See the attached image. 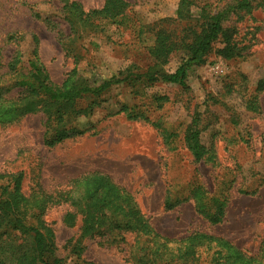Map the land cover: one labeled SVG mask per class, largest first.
Instances as JSON below:
<instances>
[{
	"label": "rangeland",
	"instance_id": "1",
	"mask_svg": "<svg viewBox=\"0 0 264 264\" xmlns=\"http://www.w3.org/2000/svg\"><path fill=\"white\" fill-rule=\"evenodd\" d=\"M70 1L91 10L102 7L105 0ZM125 1L128 7L122 23H105L101 31L83 34L74 45L90 60L92 72L104 77L128 66L147 68L153 62L147 52L154 39L152 27L162 24L179 30L181 26L175 20L180 0ZM191 1L196 15L200 6L215 11L236 0ZM62 5L58 0H0L3 55L8 59L17 48L26 60L36 40L39 60L58 84L73 67V59L65 56L59 31H69L60 20ZM47 17L61 24L52 28L45 21ZM225 25L235 29L240 45H246L244 56L226 61L212 51L205 64L189 69L186 89L153 84L147 92L164 97L159 108L150 97L135 96L129 86L120 85L100 98L92 113L73 120L83 131L81 135L53 147L43 144L44 117L40 112L0 124V173L21 172L22 191L28 194L36 183L47 192L68 190L74 179L99 172L133 195L140 211L161 235L181 238L200 231L223 238L248 255L256 254L264 237V90L257 94L259 112L246 109L248 96L242 93L255 92L257 83L264 81V0H252L247 12L230 17ZM14 33L23 37L18 46L7 43V37ZM218 47L219 43L215 49ZM181 57L182 53L173 54L166 69L174 71ZM241 75L247 79L245 91L239 88ZM230 86L234 87L231 92ZM129 111L143 113L147 120L131 118ZM194 117L199 121L197 128L205 149L200 161H194L181 143ZM164 130L176 133L174 143L164 141ZM224 175L233 176L234 183L222 223L210 225L195 212L192 199L164 210L169 185L181 190L187 181L198 178L214 193ZM66 210V206L54 207L44 219L54 229L58 257L73 264L66 243L78 236V224L74 228L62 224ZM83 245L82 258L87 264H131L116 247L103 245L98 238H85Z\"/></svg>",
	"mask_w": 264,
	"mask_h": 264
},
{
	"label": "trees",
	"instance_id": "2",
	"mask_svg": "<svg viewBox=\"0 0 264 264\" xmlns=\"http://www.w3.org/2000/svg\"><path fill=\"white\" fill-rule=\"evenodd\" d=\"M58 1L63 3L60 20L69 29L68 33L59 30L63 50L66 57L73 59V67L62 83L50 79L39 60L36 40L26 60L17 48L7 59L0 47V124L40 112L44 117L43 144L47 147L81 135L83 131L73 125V120L92 113L99 99L115 87L127 85L132 94L150 97L159 108L164 97L149 95L147 89L150 86L160 82L186 89L189 69L205 64L212 51L229 61L244 56L246 49V45L237 41L235 29L225 23L230 17L247 12L252 0H236L215 11L200 6L196 15L191 11L194 4L191 0H180L175 18L181 22L178 23L181 24L179 30L162 24L152 27L154 39L147 49L152 64L145 69L128 66L104 77L92 72L90 60L74 45L83 34L101 31L105 23H122L128 3L105 0L102 7L85 10L76 1ZM45 21L52 28L61 24L49 17ZM22 41L23 37L17 33L7 37V43L16 46ZM217 43L220 47L215 49ZM177 52L182 53L181 60L170 72L166 66ZM85 73L88 74L84 76ZM240 77L239 88L245 91L247 79L243 75ZM232 90L234 87L230 86V92ZM261 90H264L263 80L257 83L255 92L242 93L248 96L245 100L247 110L259 112L257 94ZM85 101L86 105L82 107L81 103ZM128 114L134 119L147 120L143 113L129 111ZM198 122L194 117L181 139L194 161L204 160L205 156ZM162 133L168 145L174 143L177 136L174 131ZM22 179L21 172L0 173V264H65V260L57 255L54 229L44 219L47 211L60 206L67 207L62 224L67 228L78 224V236L66 243L73 264H87L82 258L85 238H98L101 244L116 247L123 254V260L131 264H202L205 261L208 264H264V237L258 252L248 255L227 240L205 232L193 231L181 238L161 235L140 211L133 195L102 173L78 177L68 190L47 192L36 183L28 194L22 191ZM233 183V176H222L214 193L209 192L198 178L187 181L181 190L171 184L166 190L164 210H172L192 199L198 215L210 225L220 224L226 214Z\"/></svg>",
	"mask_w": 264,
	"mask_h": 264
}]
</instances>
